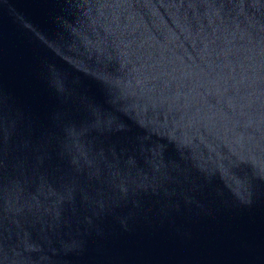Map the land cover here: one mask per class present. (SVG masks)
<instances>
[{
    "label": "water",
    "instance_id": "95a60500",
    "mask_svg": "<svg viewBox=\"0 0 264 264\" xmlns=\"http://www.w3.org/2000/svg\"><path fill=\"white\" fill-rule=\"evenodd\" d=\"M0 264H264V0H0Z\"/></svg>",
    "mask_w": 264,
    "mask_h": 264
}]
</instances>
